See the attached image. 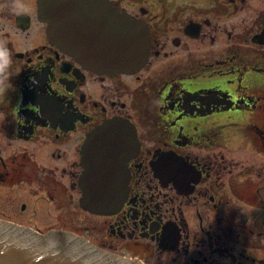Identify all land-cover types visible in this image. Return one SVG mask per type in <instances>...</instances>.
I'll return each mask as SVG.
<instances>
[{
  "label": "flooded vegetation",
  "instance_id": "flooded-vegetation-1",
  "mask_svg": "<svg viewBox=\"0 0 264 264\" xmlns=\"http://www.w3.org/2000/svg\"><path fill=\"white\" fill-rule=\"evenodd\" d=\"M102 1L148 28L135 73L86 68L48 39L37 0L20 14L0 0V222L140 264H264L250 254L264 253V0ZM113 120L138 150L121 206L96 215L79 206V152Z\"/></svg>",
  "mask_w": 264,
  "mask_h": 264
},
{
  "label": "water",
  "instance_id": "water-1",
  "mask_svg": "<svg viewBox=\"0 0 264 264\" xmlns=\"http://www.w3.org/2000/svg\"><path fill=\"white\" fill-rule=\"evenodd\" d=\"M48 39L86 68L135 73L149 55L147 26L102 0H37ZM138 142L134 128L113 120L95 128L80 149L79 206L105 215L119 209L127 191L126 161ZM0 264H140L103 252L64 231L38 234L0 222Z\"/></svg>",
  "mask_w": 264,
  "mask_h": 264
},
{
  "label": "clouds",
  "instance_id": "clouds-1",
  "mask_svg": "<svg viewBox=\"0 0 264 264\" xmlns=\"http://www.w3.org/2000/svg\"><path fill=\"white\" fill-rule=\"evenodd\" d=\"M12 10L16 14L26 12L27 8L23 0H12ZM11 65V54L4 39L0 38V94H3L8 85L6 84L7 72Z\"/></svg>",
  "mask_w": 264,
  "mask_h": 264
},
{
  "label": "rangeland",
  "instance_id": "rangeland-1",
  "mask_svg": "<svg viewBox=\"0 0 264 264\" xmlns=\"http://www.w3.org/2000/svg\"><path fill=\"white\" fill-rule=\"evenodd\" d=\"M64 180H67V177H65ZM67 208H73L74 209V206H70V207H67ZM73 216H71L70 214H68V217H65L66 219H64L63 221V230H67V231H74V227H76V225H74V221H77L76 218L74 220V218H72ZM80 222H81V219H80ZM250 254H253L254 256H260L261 255H264V253H256V252H251Z\"/></svg>",
  "mask_w": 264,
  "mask_h": 264
}]
</instances>
